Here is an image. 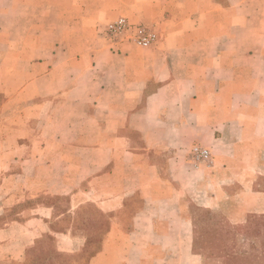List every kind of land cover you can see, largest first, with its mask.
<instances>
[{"label":"crops","instance_id":"obj_1","mask_svg":"<svg viewBox=\"0 0 264 264\" xmlns=\"http://www.w3.org/2000/svg\"><path fill=\"white\" fill-rule=\"evenodd\" d=\"M188 197L264 216V0H0V264H202Z\"/></svg>","mask_w":264,"mask_h":264},{"label":"rangeland","instance_id":"obj_2","mask_svg":"<svg viewBox=\"0 0 264 264\" xmlns=\"http://www.w3.org/2000/svg\"><path fill=\"white\" fill-rule=\"evenodd\" d=\"M200 201L188 197L186 214L192 220V251L201 257L202 264H264V226L257 230L251 220L259 218L264 225L263 215L234 224L223 211L206 208ZM207 211L214 221L207 220Z\"/></svg>","mask_w":264,"mask_h":264},{"label":"built area","instance_id":"obj_3","mask_svg":"<svg viewBox=\"0 0 264 264\" xmlns=\"http://www.w3.org/2000/svg\"><path fill=\"white\" fill-rule=\"evenodd\" d=\"M102 33L111 44L129 42L135 46L151 47L158 40V34L152 27L132 24L123 16L105 23ZM190 154L194 162L207 161L210 158L209 150L198 145L191 147Z\"/></svg>","mask_w":264,"mask_h":264},{"label":"trees","instance_id":"obj_4","mask_svg":"<svg viewBox=\"0 0 264 264\" xmlns=\"http://www.w3.org/2000/svg\"><path fill=\"white\" fill-rule=\"evenodd\" d=\"M205 215H206L208 221L213 220L212 218H209L211 216V212L207 211V212H205ZM251 220L255 223L257 230L259 229V227L262 228V226H264V225H262V221L259 218H252ZM202 234H203V232H202ZM23 264H27V263H23Z\"/></svg>","mask_w":264,"mask_h":264}]
</instances>
